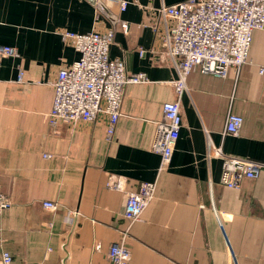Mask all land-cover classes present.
<instances>
[{
	"label": "crops",
	"instance_id": "crops-1",
	"mask_svg": "<svg viewBox=\"0 0 264 264\" xmlns=\"http://www.w3.org/2000/svg\"><path fill=\"white\" fill-rule=\"evenodd\" d=\"M118 1L0 0V46L19 54L0 59V191L10 199L0 210V254L42 264H108V246L127 225L123 192L105 185L120 174L128 189L155 183L129 228L130 264H264V169L231 189L220 183V158L207 157L208 147H217L264 162V27L253 32L247 61L224 78L199 70L186 76L182 126L171 161L159 170L151 150L155 122L163 102L175 98L178 72L163 43L173 22L154 10L183 0H127L124 10ZM108 30V58L123 59L128 72H143L147 81L125 86L110 137L104 114L51 125V82L80 56L61 32ZM228 113L243 118L237 134L225 132ZM46 200L57 208L43 207ZM73 210L74 227L65 221Z\"/></svg>",
	"mask_w": 264,
	"mask_h": 264
},
{
	"label": "built area",
	"instance_id": "built-area-1",
	"mask_svg": "<svg viewBox=\"0 0 264 264\" xmlns=\"http://www.w3.org/2000/svg\"><path fill=\"white\" fill-rule=\"evenodd\" d=\"M124 10L127 0H119ZM156 15L166 24L163 43L167 54L176 66L178 78L173 79L175 98L162 104V115L155 122L151 150L159 154V170L165 169L171 161L179 131L182 126L180 93L185 86L186 76L199 70L218 77H225L231 69H237L248 59L252 34L264 27V0H183L156 8ZM126 31L128 24L120 22ZM155 27H152L153 34ZM63 39H72L79 51V58L59 69L51 82L54 97L48 120L51 125L57 121H94L98 115L107 118L106 135L112 136L121 115V103L127 84L147 81L145 73H131L126 70L123 59L108 58V47L112 42L113 31L75 33L61 32ZM141 54L144 52L140 50ZM15 47L0 46V59L18 56ZM263 69H260L262 72ZM17 81L23 73L20 69ZM243 118L228 113L225 132L237 134ZM46 154H44L45 156ZM216 156L221 160L220 183L231 189H238L245 178H256L264 169V162L226 154L221 149L208 147L207 157ZM108 188L123 192L122 215L125 229L117 241L107 249L108 264H130L131 253L126 244L129 228L139 220L142 212L154 196V181H140L130 189L127 180L120 174H111L105 184ZM9 197L0 191V210L8 208ZM43 207L55 210L56 204L43 201ZM78 210L65 216L70 226L77 223ZM48 226L51 223L47 224ZM99 248V244L96 245ZM0 264H42L39 261L14 260L11 253L3 250Z\"/></svg>",
	"mask_w": 264,
	"mask_h": 264
}]
</instances>
